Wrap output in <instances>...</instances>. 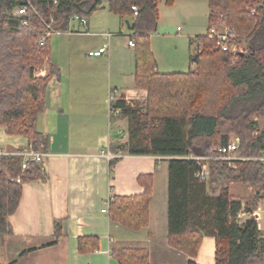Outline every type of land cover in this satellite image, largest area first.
<instances>
[{"label":"trees","instance_id":"trees-1","mask_svg":"<svg viewBox=\"0 0 264 264\" xmlns=\"http://www.w3.org/2000/svg\"><path fill=\"white\" fill-rule=\"evenodd\" d=\"M29 1L33 6L29 23L23 24L13 12L26 0H0V128L10 136L25 137L35 150L45 153L48 136L38 129V120L46 108V88L59 69L51 58L49 38L41 44L43 21L55 20V28L68 30L75 13L88 18L107 7L134 25L135 84L148 93L144 107L121 97L111 102L112 109H120L113 115L127 117L129 122L127 152L170 157L169 245L194 258L208 235L216 240L217 264H264L260 227L264 134H256L258 123L253 120L264 112V0L257 13L246 5L260 0H207L208 30L225 25L245 41L248 50L234 56L217 48L207 33L198 35L202 48L191 55L195 68L171 73L157 71L151 34L158 27L159 2L172 5L174 0ZM44 65L47 73L40 75L38 69ZM232 134L239 137V153L245 158L236 167L217 158L218 147L227 144ZM204 156L211 157L208 183L196 176L200 169L196 158ZM44 160L32 161L22 170L21 156L0 159V250L13 234L10 218L20 205L23 184L46 176ZM117 160L111 159V172ZM138 180L144 187L142 194L112 196L109 204L110 219L131 230H140L150 221L153 175H140ZM233 182L244 185V203L231 195L229 183ZM216 185H220L218 195L210 194L209 187L214 190ZM242 209L251 216L239 223ZM98 247L96 237L78 239L82 253ZM112 255L120 264H151L149 251L142 248H116ZM187 264L199 263L190 259Z\"/></svg>","mask_w":264,"mask_h":264},{"label":"crops","instance_id":"crops-1","mask_svg":"<svg viewBox=\"0 0 264 264\" xmlns=\"http://www.w3.org/2000/svg\"><path fill=\"white\" fill-rule=\"evenodd\" d=\"M182 2L187 11L199 5L192 0ZM209 12L208 6V19ZM88 21L87 27L72 21L70 29L49 37L51 58L59 72L49 81L46 108L38 120V129L48 136L46 176L23 184L20 205L10 218L13 234L0 250V264H120L112 255L116 248L146 249L151 264H187L190 259L217 264L212 236H204L194 258L169 245L170 157L129 154L128 119L111 114L112 93L134 104L148 95L135 84L131 29L123 18L102 8L89 15ZM158 29L151 34L155 58L153 37ZM196 37L188 40L190 68L195 67L191 55L202 48ZM105 46L108 50L102 55H89ZM156 60L158 72L171 73L160 70ZM40 68L39 74L45 75L48 66ZM25 143V137L10 136L0 128L4 148L16 149ZM109 155L118 159L112 172ZM145 174L153 175L150 221L140 230H131L102 209L111 196L142 194L144 187L138 179ZM219 189L212 194L218 195ZM229 189L231 193L230 184ZM260 227L264 231V200ZM80 237H96L98 249L80 252Z\"/></svg>","mask_w":264,"mask_h":264},{"label":"rangeland","instance_id":"rangeland-1","mask_svg":"<svg viewBox=\"0 0 264 264\" xmlns=\"http://www.w3.org/2000/svg\"><path fill=\"white\" fill-rule=\"evenodd\" d=\"M182 1L186 0H177L172 5H167L163 1H160L158 4L160 9V21L158 26L159 32L153 37V43L160 70H170L171 72L189 71L191 63L188 52L189 36L195 37L198 35H205L210 26L206 0H192L193 4L198 3L199 5H195V7H193L194 9L191 11H187L185 9L187 6ZM261 2H263V0H260L256 4L249 3L246 5V9H249L252 13H257L259 7L261 6ZM102 9L108 10L107 7ZM215 11L219 12V9H215ZM239 44V53L246 52L248 50L245 41L239 40ZM232 55L235 56L237 53H232ZM166 65H170V67H166ZM40 70L41 68L38 69V73ZM145 103L146 99L139 100L138 104L133 103V105L144 107ZM253 120L258 123L256 134H264V112L255 115ZM234 136L238 137L236 134H232V137ZM229 184L233 197L240 198L244 201V185L240 182ZM217 187H220V185H216L215 190L219 189ZM209 189L211 194L215 193V190H212V186L209 187Z\"/></svg>","mask_w":264,"mask_h":264},{"label":"built area","instance_id":"built-area-1","mask_svg":"<svg viewBox=\"0 0 264 264\" xmlns=\"http://www.w3.org/2000/svg\"><path fill=\"white\" fill-rule=\"evenodd\" d=\"M32 7H33L32 3L29 0H26V3L16 8L13 14L16 17L22 18L21 21L23 22V24H28L29 23L28 21L29 9ZM133 10L135 11V14H138V9L136 6H133ZM72 21H77L84 27H87L88 22H89L88 18L81 16L77 13L73 15ZM54 23H56L55 20H51L49 22L43 21V35L41 37V44H43L46 41V39L49 38L52 34L54 33L60 34L63 32V30L55 28ZM207 34L210 39L215 41L217 48L223 51H230L234 54L240 52V49H239L240 39H238L235 32L231 30L229 27L225 25H212L210 29L208 30ZM129 45L131 47H135V41L131 36L129 40ZM107 50H108L107 46L101 47L100 49L89 51V55L91 56L102 55ZM119 98H120L119 95H116L115 93L111 94V102H115ZM119 112H120V109L111 108L112 114L119 113ZM239 147H240L239 137H235V136L231 137L227 144L218 147L217 158L226 160L231 166L236 167L237 162L243 161L245 159L239 154ZM9 154L21 156L22 170L27 169L29 167V163L32 161H35L37 163H42L46 156L45 153L35 150L33 148L31 141H29L28 139H26V143L23 145V147H19L15 150H9L0 145V159L4 155H9ZM109 157L113 159L115 158V155H109ZM209 158L211 157L204 156V157L196 158L200 162V169L198 173L196 174V176L202 183H208L210 179V168L208 164ZM261 159L264 160V156ZM111 199H112V196L109 197L106 203V206L102 209L103 212L105 213L109 212V204H110ZM247 215L249 217L251 216V214L247 213L245 210L242 209L237 215L238 222L242 223L246 219Z\"/></svg>","mask_w":264,"mask_h":264},{"label":"water","instance_id":"water-1","mask_svg":"<svg viewBox=\"0 0 264 264\" xmlns=\"http://www.w3.org/2000/svg\"><path fill=\"white\" fill-rule=\"evenodd\" d=\"M127 25H128V27H129L130 29H134V25H131V26H130L129 21H127Z\"/></svg>","mask_w":264,"mask_h":264}]
</instances>
